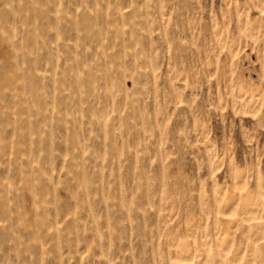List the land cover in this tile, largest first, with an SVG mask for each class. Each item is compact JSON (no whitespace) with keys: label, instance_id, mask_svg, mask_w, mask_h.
Here are the masks:
<instances>
[{"label":"rangeland","instance_id":"374dc122","mask_svg":"<svg viewBox=\"0 0 264 264\" xmlns=\"http://www.w3.org/2000/svg\"><path fill=\"white\" fill-rule=\"evenodd\" d=\"M0 264H264V0H0Z\"/></svg>","mask_w":264,"mask_h":264}]
</instances>
